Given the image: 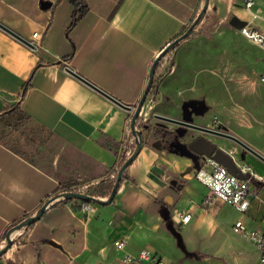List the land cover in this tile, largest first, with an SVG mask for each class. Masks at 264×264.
<instances>
[{"label":"crops","instance_id":"1","mask_svg":"<svg viewBox=\"0 0 264 264\" xmlns=\"http://www.w3.org/2000/svg\"><path fill=\"white\" fill-rule=\"evenodd\" d=\"M42 1L0 0V23L38 43L35 48L0 27V108L17 104L29 117L11 133L21 147L0 140V246L5 232L40 208L60 184L108 194L114 179L103 177L119 154L135 148L127 139L129 120L152 61L204 2L83 0L88 11L68 28L72 3L45 0L49 5L42 7ZM251 10L260 17L252 18ZM232 16L264 28V0H255L251 9L244 0H208L197 24ZM175 67L152 88L156 99L171 98L168 75ZM148 124L135 126L142 146L124 168L110 202L97 203L89 215L74 201L53 202L9 233L0 264H116V238H124L130 251H157L173 264L157 242L181 228L172 217L175 209L190 211L191 218L203 215L200 202L208 188L196 176L200 156L165 149ZM36 128L46 134L37 135ZM212 204L211 212L217 213L220 202ZM251 219L257 226L250 225ZM244 221L256 228L262 223L253 216Z\"/></svg>","mask_w":264,"mask_h":264},{"label":"rangeland","instance_id":"2","mask_svg":"<svg viewBox=\"0 0 264 264\" xmlns=\"http://www.w3.org/2000/svg\"><path fill=\"white\" fill-rule=\"evenodd\" d=\"M199 20L161 56L167 72L176 63L175 70L168 75L172 96L170 99L155 98L152 102L145 98L148 126L153 131L154 126L175 129V123L152 114L181 118L182 102L191 100L200 105L192 114V122L211 128L213 120L217 119L219 126L216 130L235 135L264 156V52L242 35L229 19L216 24L205 21L198 25ZM154 103L159 107H154ZM11 122L0 117V140L21 147L11 134L12 130L19 128H12ZM143 125L145 129L147 123ZM33 131L39 136L46 134L37 128ZM198 134H201L199 129L187 128L179 140L187 141ZM206 135L237 158L248 161L258 174L264 175V160L256 154L230 137ZM46 140L51 141L48 134ZM260 196L262 200L252 199L242 216L240 211L220 199L214 214L211 212L213 204L206 208L201 205L203 215L191 218L176 232L160 238L157 244L174 261L173 264H257L258 250L253 242L234 232L231 226L239 216L246 220L253 216L259 222L258 217L264 213V188ZM250 225L257 226L253 219ZM262 226L264 223L259 224V229Z\"/></svg>","mask_w":264,"mask_h":264},{"label":"built area","instance_id":"3","mask_svg":"<svg viewBox=\"0 0 264 264\" xmlns=\"http://www.w3.org/2000/svg\"><path fill=\"white\" fill-rule=\"evenodd\" d=\"M255 0H244V6L251 9L254 5ZM252 18L260 17L258 12L251 10ZM238 31L251 40L253 43L258 45L264 52V28L253 25L246 22L238 28ZM37 32H33L35 37ZM35 48H37L38 43L34 42L33 39L30 40ZM173 65V64H172ZM68 66V65H66ZM169 70V69H168ZM155 71L163 75L167 72V67L163 66L162 57L158 60ZM165 72V73H166ZM164 73V74H165ZM264 80V71H263ZM152 84L149 87V94L146 95V100L152 102L155 99L154 93H152ZM146 103L144 102L140 108L139 116L145 120L144 116L147 114ZM211 128H216L219 126V120L214 119ZM136 135L132 133L131 128L128 131L127 139L131 144H135ZM134 148H127L122 154L118 155V162L113 170L109 171L104 179L112 178L114 179L116 171L119 166L132 154ZM231 154V153H230ZM233 160L237 166L239 173H248V177L243 178L239 175L232 173L228 168L217 161L213 157L202 156L200 160V167L196 172V176L201 180L208 188V192L202 198L200 204L204 208L208 207L213 203L215 199H220L224 203L231 205L241 213L246 212V209L250 205L252 199L262 200L260 196V191L264 187V175L258 174L251 164L244 160L237 158L235 155L231 154ZM101 180L96 179L94 183H99ZM66 192H81L76 188V186L66 184H60L58 186V191L52 196H56L51 202L65 201L67 199H72L75 202V206L78 209L86 212L88 215L92 214L96 210L97 202L89 199H84L80 197H70L65 195ZM109 194V193H108ZM105 196H97L99 198L105 199ZM94 195V194H92ZM95 196V195H94ZM49 197V198H50ZM48 198V199H49ZM47 200V199H46ZM45 200V201H46ZM44 201V202H45ZM43 202V203H44ZM70 202V201H69ZM48 204V205H50ZM172 217L174 218L178 227H182L191 218V212L185 210L175 209ZM261 222L264 223V213L261 217ZM232 230L243 237L251 240L258 250L257 264H264V226L263 228H256L249 226L242 217L235 219L232 223ZM12 236V234H11ZM114 246L118 251L116 264H168L164 257L157 251H152L147 248H141L137 251H130L126 247V241L124 238H116L114 241ZM2 244V243H1Z\"/></svg>","mask_w":264,"mask_h":264},{"label":"water","instance_id":"4","mask_svg":"<svg viewBox=\"0 0 264 264\" xmlns=\"http://www.w3.org/2000/svg\"><path fill=\"white\" fill-rule=\"evenodd\" d=\"M208 0H204L203 5L201 7V10L198 12V14L196 15L195 19L193 20V22L191 23V25L185 30L184 33L178 35L176 38H174L172 41L168 42L165 46H163L160 50V52H158V54L155 56L154 60L152 61L150 70H149V76H148V80H147V84L146 87L143 91V94L141 96V98L139 99V101L136 103L135 106H133V112H132V116H131V120H130V128L132 133H134L136 135L135 137V148L132 152V154L123 162V164L120 166L118 172H117V177L109 191V194L107 196V198L102 199L99 198L97 196H94L92 194H87V193H83V192H66L64 193L65 195H69L70 197H80V198H84V199H89V200H93L97 203H108L112 200L116 188L118 186L119 180L122 177V172L124 170V168L126 167V165L132 160V158L136 155V153L140 150L141 146H142V134L141 131L139 129H137L135 127V120L137 118V116L139 115V111L141 106L143 105L146 95L148 93L149 87L152 84V80H153V75H154V71H155V66L158 62V60L161 58V56L169 49V47H171L174 43L178 42L184 35H186L192 28V26L198 21V19L200 18L203 10L206 7ZM49 5L48 1L43 0L41 2V6L42 7H46ZM230 23L235 26V27H240L243 24L246 23V20H242L240 18H238L237 16H232L230 19ZM0 27L3 28L4 30H6L7 32H9L11 35L15 36L16 38H19L20 40H22L23 42H25L28 45L33 46L32 42L30 40H27L26 38L22 37L19 34H16L14 31H12L11 29L7 28L6 26H4L3 24L0 23ZM69 71L73 72L70 68H68ZM95 87V86H94ZM96 88V87H95ZM99 89V88H96ZM103 94H105L106 96H108L109 98H111L112 100H114L116 103H118L119 105L127 108V109H131L132 107L121 103L120 101L116 100L115 98H113L112 96H110L109 94L103 92L102 90H100ZM181 108L183 111L182 117L181 118H175V117H171V116H167V115H163V114H154L156 117L161 118V119H165L167 121L173 122L177 125L180 126V128H176V134L177 136H182L187 128H196L202 131H212L215 132L217 134L220 135H224L227 137H230L232 139H234L235 141H237L238 143H240L244 148L248 149L249 151L253 152L254 154H256L258 157H260L262 160H264V156L261 155L260 153H258L257 151H255L253 148H251L250 146H248L246 143H244L242 140H240L238 137H236L233 134L227 133V132H223V131H219V130H212L211 128H208L207 126H203V125H199L196 124L194 122H192V114L194 112H197L200 108V105L189 100V101H184L181 104ZM184 147V148H181ZM173 151H177L183 154H191L194 157L200 156V159L202 156H208V157H213L214 159H216L217 161L221 162L222 164H224L228 170L232 173H235L237 175H239L240 177L246 178L248 177V173H239L237 166L233 160L232 155L225 150L224 148L218 146L216 143H214L213 141H211L209 138L200 135L197 136L195 138L190 139L187 143H182L180 140L176 141V143L173 146ZM56 196H52L49 199H47L41 206L40 208H38L33 214H31L30 216L26 217L25 219H23L21 222L17 223L15 226H13L12 228H9L2 239V244L0 246V254L6 249V247L10 244L11 242V234H9L11 231H13V229L19 228L22 225H26L29 222H31L32 220L36 219L37 217L40 216V214L44 211V209H46L48 206H50V202L55 198ZM50 204V205H48Z\"/></svg>","mask_w":264,"mask_h":264},{"label":"trees","instance_id":"5","mask_svg":"<svg viewBox=\"0 0 264 264\" xmlns=\"http://www.w3.org/2000/svg\"><path fill=\"white\" fill-rule=\"evenodd\" d=\"M68 1H70L73 5L71 21H70V24L68 26V28H70L72 25L75 24V22L79 18H81L88 11L89 6L83 0H68ZM161 77H162L161 74L157 73V71H154L153 80H152V87L155 88V84L159 83V80ZM149 92L150 91H148L147 94H149ZM1 110H2L1 118L3 117V119L8 120V121L12 120V122H11L12 128H15V129L20 128L23 125H25L27 123V121L29 120V117L27 116V114H24L23 111L19 108V106H17V104L5 106L3 108H0V111ZM4 117H7V118H4ZM130 120H131V117H130ZM139 120H140V116L138 115L136 120H135V124H134L135 126L136 125H139V126L143 125L144 122L148 123V120H143L141 123H138ZM154 134H157L159 136V138L162 141L163 147L165 149L173 151V146L177 141L176 140L177 134L174 130H171V129L163 127V126H154ZM120 166H119V168H120ZM119 168H118V170H119ZM118 170L116 171L114 181L117 177ZM121 180H122V177L120 178L119 181H121ZM63 185L66 186V184H63ZM65 201H72V199H67Z\"/></svg>","mask_w":264,"mask_h":264},{"label":"flooded vegetation","instance_id":"6","mask_svg":"<svg viewBox=\"0 0 264 264\" xmlns=\"http://www.w3.org/2000/svg\"><path fill=\"white\" fill-rule=\"evenodd\" d=\"M172 41V40H171ZM197 124V123H196ZM200 125V124H199ZM176 128H180V126L179 125H177L176 124ZM176 128L175 129H171V130H174L175 132H176ZM208 128H210V127H208ZM170 129V128H169ZM212 129V128H211ZM212 130H216V129H212ZM201 131V134H198L197 136H200V135H203V136H205V137H207V133H212V134H217V133H215V132H212V131H202V130H200ZM197 136H195V137H197ZM195 137H193V138H195ZM180 139V136H177V138H176V140L178 141ZM192 139V138H191ZM190 140V139H189ZM189 140H187V141H181L182 143H187ZM181 148H184V147H181ZM248 150V149H247Z\"/></svg>","mask_w":264,"mask_h":264}]
</instances>
